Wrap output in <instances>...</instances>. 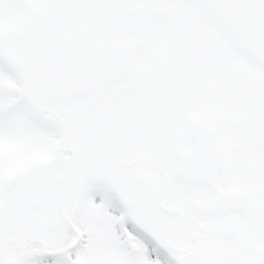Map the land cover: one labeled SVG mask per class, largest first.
I'll use <instances>...</instances> for the list:
<instances>
[{
	"label": "snow or ice",
	"instance_id": "snow-or-ice-1",
	"mask_svg": "<svg viewBox=\"0 0 264 264\" xmlns=\"http://www.w3.org/2000/svg\"><path fill=\"white\" fill-rule=\"evenodd\" d=\"M0 264H264V0H0Z\"/></svg>",
	"mask_w": 264,
	"mask_h": 264
}]
</instances>
